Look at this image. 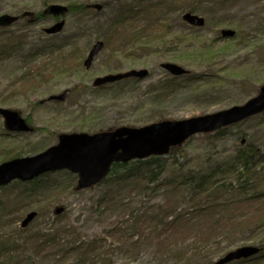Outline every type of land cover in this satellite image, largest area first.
I'll return each mask as SVG.
<instances>
[{"label": "rangeland", "instance_id": "374dc122", "mask_svg": "<svg viewBox=\"0 0 264 264\" xmlns=\"http://www.w3.org/2000/svg\"><path fill=\"white\" fill-rule=\"evenodd\" d=\"M161 3L167 6L153 7ZM96 4L103 9L64 16L65 27L54 36L44 33L55 23L54 18L46 16L35 22L22 19L10 28L0 29V109L18 112L32 129L26 133H10L0 116V161L1 151L10 148L17 153L24 151L19 158L43 153L57 145L61 134L92 135L121 127L142 128L162 121L215 114L244 105L264 86L261 82L264 80V0H0V16H21L24 12L37 16L50 5ZM127 6H133L135 11L141 6L147 7V13H141L137 19H127L129 15H124ZM192 8H195L194 14L205 19L203 28H193L182 20ZM114 23L122 34L106 47V35ZM164 23L167 24V47L150 39L149 34ZM223 30H232L236 35L224 38ZM129 34H136L139 39L134 40ZM99 41L105 47L86 70L83 63ZM110 47L115 48L113 53ZM221 48L226 51H220ZM209 50L214 54L211 60H208ZM59 58L80 61L71 72L51 76L55 66L63 68ZM165 63L179 65L188 74L174 77L162 68ZM142 69L149 71L143 80L129 79L101 88L92 86L97 78ZM37 73L52 79L44 83ZM33 77L36 81L30 80ZM34 84L37 85L31 87ZM64 91H69L64 102L49 100ZM243 142L253 144L264 156V113L220 133L193 136L182 146V153L165 159L169 165H176L174 169L179 174L198 176L226 166L244 147ZM62 172L46 178L44 187L48 189L39 190L24 205L14 204L9 207L10 212L0 211V244L4 247L0 248V264L6 261L4 244L10 241L7 237H11L31 212L38 216L26 229L41 238L55 235L61 239L58 243L61 246H47L56 261L35 259L33 264H77L67 250L66 256L63 251L64 245H72L76 239L96 241L86 264H206L208 261L212 264L227 252L251 246L255 240L248 233L237 239H227V234L222 233L219 246L214 244L200 254L194 255V250L187 247L191 260L161 256L145 239L135 250L125 246L124 239L115 240L111 231L115 226H130L132 216L140 217L163 205L168 192L164 185L170 172L159 183L150 185L148 192L138 193L128 183L119 196L111 195L104 205L101 203L107 198L106 186L76 191L78 177ZM13 184L15 188L11 187L10 192L20 196L25 185ZM116 190L119 188L113 189V193ZM6 196L13 197L0 190V205ZM194 199L193 193L185 194L178 211L195 214ZM247 211L248 207H241L237 210L240 214L235 211V216L243 218L246 213L250 214ZM192 220L203 227L210 222L202 214H195ZM70 228L77 233L74 238L69 236ZM262 234L263 229L258 230L255 238H262ZM26 237L23 231L16 244ZM133 241L139 242L138 238ZM33 252L34 248L28 245L26 250L17 249L16 254L25 253L29 259ZM243 264H264V259Z\"/></svg>", "mask_w": 264, "mask_h": 264}, {"label": "trees", "instance_id": "16d2710c", "mask_svg": "<svg viewBox=\"0 0 264 264\" xmlns=\"http://www.w3.org/2000/svg\"><path fill=\"white\" fill-rule=\"evenodd\" d=\"M166 6V3L153 5L156 9H163ZM68 8L69 14L85 13L88 11L86 5H69ZM189 12L194 13L195 8L190 9ZM141 13L146 15L147 7L141 6V9L135 11L133 6H127L124 11L125 16L129 15V17H126L127 19H137L141 16ZM43 17L45 15L40 13L36 16L35 20L38 21ZM119 18L120 16H118ZM118 22L120 21L118 20ZM123 24L127 26L125 21H123ZM116 27V23H114L112 29L106 35V47L112 44L114 37L122 34L121 30L118 29L120 27ZM144 30L147 31L148 27H144ZM166 30L167 24H160L154 31H149L150 39L159 41L163 46L167 47ZM129 36H132L134 40L139 39V36L137 37L136 34H129ZM110 48L113 53L115 48ZM220 51L224 52L226 50L225 48H221ZM213 55V52L209 50L208 60H211ZM78 60L75 58L72 62H69L59 58V62H61L60 64L63 65V68H56L57 66H55L51 76H63L64 73L71 72ZM37 75L42 78L40 81L44 83L52 79L51 76H45L44 73H37ZM244 79H246L245 76ZM30 80L36 81V78L33 77ZM261 82H264V80ZM35 85L37 84L31 87ZM182 152V146L175 147L171 149L168 156L172 157ZM1 153L3 156L0 164L24 155V151L17 153L13 148L6 151L2 150ZM174 167L176 165H169L165 157H150L126 164H115L112 167L109 176L104 179L102 184L98 185L106 186L107 189V198H104L101 205H104V202L108 203L107 200L111 198V195L112 197L119 196L128 183H132L135 191L138 193L148 192L150 185L159 183L163 179L164 174L170 172L166 178L167 183L164 185L168 190L166 202L159 206L158 209H155V211L145 212L140 217L132 216L130 226H115L111 231L112 237L115 240L117 239V241H120L121 238L124 239L123 244L131 246L135 250H137L138 243L142 240H149L150 244H153L158 249L157 254L161 256L168 259L169 257L181 256L191 260L188 256L187 247H191L194 250V255H197L214 244L219 246L220 242L218 238L222 233L227 234V239H237L239 235L248 233L250 237L255 239L251 243V246L258 247L261 250L260 254L251 260L261 261L264 259V200H262L264 199V156H262L261 151L253 144H244V147L236 152L226 166L198 176L179 174ZM61 173L63 172L61 171ZM51 174L53 173L44 174L27 183L17 181L25 185V190L21 192L20 196L15 194L14 191L10 192L11 187L15 188V184L13 183L16 182H13V185L0 187V190L6 195L10 194L13 196L12 198L6 196L5 202L0 205L3 206L0 211L10 212L9 207L11 205H21L22 203L24 205L26 199L35 197L39 193V190H47L48 188L44 187V180ZM116 188H119V190L113 193V189ZM75 190L77 191V189ZM188 192L193 193L195 196V199L192 201L195 214L207 216L208 221H210L205 227L192 222L195 214L178 211L179 202L184 200V195ZM196 201L200 202L196 203ZM118 204L115 203V206H118ZM241 207H248L247 212L250 214L246 213L243 218L235 216V211L237 212ZM257 207L263 208L261 211L254 210ZM237 213L240 214L239 212ZM70 229L69 236L74 238L77 233L74 229ZM261 229H263L262 238H255L257 231ZM23 231H26L27 237L20 244H16L17 238L21 237ZM7 238L10 241L4 244V257L6 260H2L4 264H33L36 262L35 259L54 262L56 258L49 253L50 251L47 249V246L54 248L61 246L58 244L61 242L58 236L53 235L41 238L32 234L28 229H23L21 226L11 234V237ZM135 238H138L139 242H134ZM28 245L34 248L31 258L28 259V257L24 256L25 253L17 256V249L22 248L26 250V246ZM95 245L96 241L82 242L76 239L72 242V245H64L63 251L66 256L65 250H67V253L76 259L77 264H86L88 255L92 254ZM1 247H3L2 244H0ZM30 259L31 262L32 260L34 262L31 263ZM246 262L241 261L232 264H243ZM206 264H211V261H208Z\"/></svg>", "mask_w": 264, "mask_h": 264}, {"label": "water", "instance_id": "95a60500", "mask_svg": "<svg viewBox=\"0 0 264 264\" xmlns=\"http://www.w3.org/2000/svg\"><path fill=\"white\" fill-rule=\"evenodd\" d=\"M89 8L101 10V5H92ZM69 12L68 7L51 5L45 15L62 17ZM24 17L33 20L35 14L25 12ZM20 17L0 16V28H8L18 22ZM183 20L193 27H204V18L187 13ZM65 21L55 23L45 29L47 35H56L62 32ZM225 38H232L235 32L222 31ZM104 49V43L97 42L84 61V68L92 66L95 57ZM162 68L175 77L186 75L188 72L173 63H165ZM149 75L148 70H132L123 74L107 75L97 78L94 87H102L126 79L136 78L143 80ZM69 95L68 91L52 96L50 101L64 102ZM264 112V86L259 94L242 106L200 117L182 121H162L142 128L121 127L114 131L99 132L93 135L87 133L61 134L57 145L43 153L32 157L15 158L0 164V187L7 186L14 181L31 182L40 176L69 171L77 175V190H87L101 184L110 174L114 164H126L134 160H144L150 157L167 156L171 148L183 145L188 139L198 134H212L221 129L243 122ZM0 116L4 119L5 127L10 132H31V127L18 112L9 109H0ZM58 210L57 213H60ZM32 212L22 222L26 228L36 218ZM257 247L238 248L213 264H230L235 261L246 260L259 254Z\"/></svg>", "mask_w": 264, "mask_h": 264}]
</instances>
